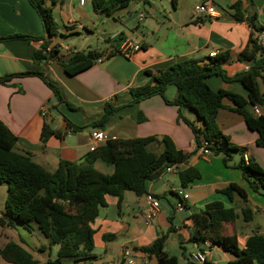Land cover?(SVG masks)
<instances>
[{
  "label": "crops",
  "instance_id": "1",
  "mask_svg": "<svg viewBox=\"0 0 264 264\" xmlns=\"http://www.w3.org/2000/svg\"><path fill=\"white\" fill-rule=\"evenodd\" d=\"M206 1L214 3L217 17L194 15L195 6ZM47 2L53 8L57 23V34L53 37L46 33L41 17L28 0H0V38L45 34V39H52V46L59 45L58 58L37 62L33 55L42 47V39L0 40V77L8 73L39 72L57 85L61 95L59 99L44 79L35 74L19 75L8 83H0V119L17 136L16 151L30 153L35 162L53 171L61 159L83 161L90 151V136L95 129L103 130L108 139L169 135L179 149L192 153L188 166L201 172L199 179L182 186L176 168L166 170L149 182L147 194L138 196L127 190L121 203L118 197L108 195L107 205L100 208L92 225L93 257L84 260H91L87 264H158L142 248L151 245L160 235H166L165 249L178 257L179 264H198L190 258L197 249L207 252L205 264L235 261L237 256L214 240H208L209 246L192 240L195 232L192 216L214 200L235 206L239 217L233 223H226L223 233L235 234L243 249L252 234H264L262 225L255 220V211L264 214V192L254 191L239 168L226 166L224 154L212 152L207 159L200 157L195 135L187 123V120H196L195 111L165 100L178 96L176 85L166 88L165 98L155 95L132 104H129L130 90L155 83L154 77L182 60L196 59L200 64H209L225 55L219 66L226 78L216 74L208 77L207 82L214 90L241 95L247 101L246 109L252 112L249 91L235 77L252 70L264 58V52L251 39L253 28L249 21L253 17L256 26L264 27V0H178L176 6L172 0H131L109 16L96 11L92 0L84 4L80 0ZM238 3L241 4L239 12L233 7ZM98 21L107 25V29L101 34L102 48L96 50L106 58L76 75L67 74L62 63L74 51L84 50L67 41L84 38L83 45L91 47L89 40L97 35ZM128 40L141 44V48L128 53L116 52ZM212 51L217 52L216 56H209ZM244 51L248 58L241 56ZM257 80L264 93L263 66ZM47 102L56 106L57 113L50 109L46 116L41 114ZM107 103L120 108L105 125L90 126L102 116ZM223 103L217 116L219 129L229 137L230 143L246 147L239 156L232 157L230 164L242 157L260 162L255 157L257 150L263 148L257 144L258 132L250 129L244 117L234 110V102L226 98ZM69 123L87 127L76 131ZM44 128L49 131L46 138ZM96 167L106 173L113 171L101 161ZM232 182L247 191V203L239 196L232 202L219 192ZM152 196L160 200V210L148 220L145 214ZM182 198L184 206L179 208ZM243 206L253 211L249 221L244 220ZM108 234L114 237L106 240L104 236Z\"/></svg>",
  "mask_w": 264,
  "mask_h": 264
},
{
  "label": "trees",
  "instance_id": "2",
  "mask_svg": "<svg viewBox=\"0 0 264 264\" xmlns=\"http://www.w3.org/2000/svg\"><path fill=\"white\" fill-rule=\"evenodd\" d=\"M28 1L41 17L46 33L50 37L56 36L57 23L52 6L47 0ZM130 1L92 0V3L96 11L109 16L115 10L127 6ZM172 3L176 6L178 0H172ZM233 7L239 12L241 4H235ZM238 19L241 20L242 16H238ZM249 21L253 29L257 27L253 17H250ZM45 37V34H14L0 40L42 39V47L33 55L35 61L42 62L58 58L59 53V45L52 46V39ZM116 52L121 51L118 49ZM102 54L103 52L92 49L76 50L62 64L67 74L76 75L96 64ZM241 56L248 58L245 51ZM225 58L223 55L209 64H200L196 59L177 62L154 77L155 83L132 88L129 104L155 95L165 98L166 88L171 84L176 85L178 96L174 100H165L179 108L186 107L195 111L196 120H187V123L193 130L198 149L203 145V139L206 140L213 153L224 154L223 161L226 166L239 168L254 191L264 192V168L256 160L244 157L239 162L230 164L232 152H244L246 147L230 143L229 137L218 127L217 116L219 110L224 107L223 100L230 99L235 104L234 110L244 117L248 127L258 132L257 144L264 147V116L256 117L248 111L247 101L241 95L223 89L214 90L207 82V78L212 75L220 74L225 77L223 69L219 66ZM263 64L264 58H261L252 70L239 73L235 77L248 89L249 101L252 104L264 103V93L257 80V74H260ZM23 74L41 76L54 94L61 98L58 87L39 72L8 73L0 77V83H8ZM119 108L111 103L105 104L102 116L90 123V126L105 125ZM69 126L76 131L87 127L71 123ZM47 133L49 131L44 128L43 137L46 138ZM16 142L17 136L0 119V182L8 186L5 217L1 216V223L11 225L13 219L24 224L35 223L48 238V246L58 245L57 257L50 261V264H62L64 258H73L75 264H79L81 260L92 258V225L100 208L107 205V196L114 195L121 203L127 190L134 191L138 196L145 195L148 193L149 182L161 177L168 167L176 168L182 165L192 154L179 149L169 135L111 138L96 150L89 151L83 161L61 159L57 168L49 171L35 162L30 153L16 151ZM98 161L111 166L113 171H101L96 167ZM177 171L182 186H187L201 177V172L192 166ZM219 192L232 202L236 196H239L243 203L248 202L247 191L238 183L232 182ZM242 214L245 221L253 217V211L249 207L243 206ZM238 217L235 206H226L220 200L208 202L192 216L195 226L192 240L198 244H206L208 240L216 241L237 256L230 264H264V234L255 232L248 238L245 248L241 249L235 234L223 233L224 225L235 222ZM113 237L110 234L104 236L106 240ZM165 242L166 235H160L142 250L149 257H154L158 264H179L178 257L166 251ZM41 249H46V246ZM0 258L13 264H39L29 250L13 241L5 245L0 244Z\"/></svg>",
  "mask_w": 264,
  "mask_h": 264
},
{
  "label": "rangeland",
  "instance_id": "3",
  "mask_svg": "<svg viewBox=\"0 0 264 264\" xmlns=\"http://www.w3.org/2000/svg\"><path fill=\"white\" fill-rule=\"evenodd\" d=\"M63 21L67 22L66 17L63 15ZM105 29H107V25L101 23L100 21L97 22V35L92 37L89 42L91 47L88 45H83V39H76L72 42L67 41L71 45H75L78 48H84L85 51L88 50H96L102 48L103 40L101 38V34H105ZM86 34V32H84ZM58 36H60L58 34ZM87 42V41H86ZM84 46V47H82ZM82 50V49H80ZM55 84V83H54ZM56 85V84H55ZM57 86V85H56ZM47 109L57 113L56 106L52 104V102H47L45 105ZM85 129V128H84ZM83 130V129H82ZM233 157L239 156L241 153L239 151L232 152ZM255 157L260 158V164L264 168V147L259 148L256 152ZM8 195V186L6 183L0 182V244L5 245L9 241H13L16 243L21 244L27 250H29L34 257L39 261V264H50V261L54 260L57 257L58 252V245H52L51 247L48 246V238L39 230L35 223L24 224L23 222L13 219L11 225H3L1 223V216L4 218L5 212V203ZM255 220L258 221L262 228L264 229V214L261 211H255ZM242 221V220H241ZM244 223V222H242ZM42 245L46 246V249H41ZM91 260H83L80 261L79 264H87ZM110 262V261H109ZM0 264H13L10 263L3 258H0ZM62 264H75L73 258H64ZM108 264V262L106 263Z\"/></svg>",
  "mask_w": 264,
  "mask_h": 264
},
{
  "label": "built area",
  "instance_id": "4",
  "mask_svg": "<svg viewBox=\"0 0 264 264\" xmlns=\"http://www.w3.org/2000/svg\"><path fill=\"white\" fill-rule=\"evenodd\" d=\"M86 0H80L81 4H84ZM194 15L195 16H203L207 15L210 17H217L218 13L212 1H206L198 4L194 8ZM144 14H140V18H143ZM252 39L254 43L264 52V27L257 26L252 30ZM141 48V44L131 42L130 40L122 42L120 46V51L122 53H128L134 50H138ZM69 50V48H67ZM217 52L212 51L210 52L209 56L214 57L216 56ZM106 56L103 55L98 59V62L105 59ZM264 69V64H263ZM252 112L256 117L264 116V104L254 103L252 104ZM48 113L47 107L44 105L41 110V114L46 116ZM108 140V136L103 130L95 129L92 131L90 136V151L96 150L100 145L104 144ZM212 155V151L209 148V143L203 139V145L200 147V157L205 159L209 158ZM175 167H168L167 170L171 171L174 170ZM188 195H185L187 198ZM184 198H182L179 203L178 207L182 208L184 206ZM160 210V200L157 197H149V204H148V211L146 212L145 216L148 220L153 219ZM207 246H209L206 243ZM190 258L198 263V264H205L207 261V252L205 250L197 249L196 251L190 254Z\"/></svg>",
  "mask_w": 264,
  "mask_h": 264
},
{
  "label": "water",
  "instance_id": "5",
  "mask_svg": "<svg viewBox=\"0 0 264 264\" xmlns=\"http://www.w3.org/2000/svg\"><path fill=\"white\" fill-rule=\"evenodd\" d=\"M219 154V153H216ZM189 164V160H186L182 165L176 167V170H181V169H185Z\"/></svg>",
  "mask_w": 264,
  "mask_h": 264
}]
</instances>
